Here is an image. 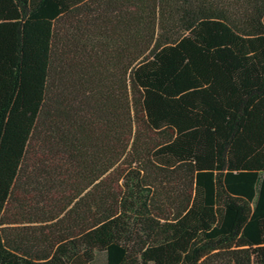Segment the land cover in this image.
<instances>
[{"label":"trees","instance_id":"16d2710c","mask_svg":"<svg viewBox=\"0 0 264 264\" xmlns=\"http://www.w3.org/2000/svg\"><path fill=\"white\" fill-rule=\"evenodd\" d=\"M0 264H264V0H0Z\"/></svg>","mask_w":264,"mask_h":264}]
</instances>
